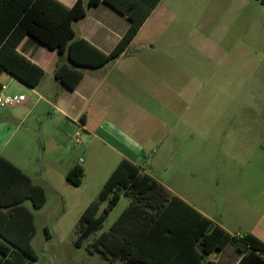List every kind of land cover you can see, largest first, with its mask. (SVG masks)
I'll list each match as a JSON object with an SVG mask.
<instances>
[{"label": "crops", "instance_id": "0c3cea01", "mask_svg": "<svg viewBox=\"0 0 264 264\" xmlns=\"http://www.w3.org/2000/svg\"><path fill=\"white\" fill-rule=\"evenodd\" d=\"M57 1L72 7L77 0ZM4 22L0 21L2 30ZM262 22L264 5L259 0H159L126 51L100 68L85 69L74 89L62 85L55 77L58 52L26 35L17 50L42 67L45 74L36 87H30L5 70L0 74L3 86L0 94L24 95L26 99L18 106L0 107V156L17 165L34 183V174L45 180L46 175H56L58 166L67 176L72 168L81 165L71 161L68 154L59 157L58 152L64 148L69 133H74L75 126H79L87 150L95 143L108 150V157L102 163L104 181L126 159L176 195L162 180L150 174V149L155 143H165L159 129L150 125V86L155 82L165 84L156 71L165 72L176 65L180 72L176 78L179 83L196 86L203 79L217 82L220 80L217 72L223 66L233 70L236 62L251 64L256 60L254 56H258V52L251 47L250 25L258 23L260 27ZM172 23H179L176 29L168 28ZM213 23L222 24L217 27ZM129 26L128 15L103 0L88 7L86 16L73 23L78 38L106 54L116 47ZM257 36L261 42L264 30L258 28ZM221 52L227 54L226 62L221 60ZM208 71L212 75L204 77ZM45 162L54 168L42 170ZM81 168L84 178L88 168ZM26 202L24 205L34 214L36 225V215ZM193 207L231 235L252 233L264 242L261 227L252 229L238 224L230 228ZM242 257L243 254L228 243L222 250L211 253L207 261L238 264ZM26 260L36 264L38 258ZM115 262L124 264L121 260L111 263Z\"/></svg>", "mask_w": 264, "mask_h": 264}, {"label": "rangeland", "instance_id": "374dc122", "mask_svg": "<svg viewBox=\"0 0 264 264\" xmlns=\"http://www.w3.org/2000/svg\"><path fill=\"white\" fill-rule=\"evenodd\" d=\"M178 24L168 28L176 29ZM258 28L264 30V22L260 27L251 23L250 43L258 52L251 64L239 61L233 70L223 66L217 72L219 81L203 79L196 86L179 83L175 65L165 72L156 71L165 84L150 86V125L165 140L150 149V174L230 228L243 224L264 229V39L260 42ZM219 56L227 61L226 53ZM206 74L209 77L212 72ZM82 135L75 126L58 152L59 157L68 154L71 161L88 168L81 185L71 184L60 172L61 166L45 180L33 175L47 196L38 211L31 201L26 202L36 215V264H121L111 263L99 253L90 254L89 248L129 206L128 196L122 195L101 228L86 237L81 248L75 244L81 215L98 200L106 183L102 163L108 157V150L96 143L87 150ZM50 168L54 167L46 162L42 166V170ZM107 204H100L98 215Z\"/></svg>", "mask_w": 264, "mask_h": 264}, {"label": "trees", "instance_id": "16d2710c", "mask_svg": "<svg viewBox=\"0 0 264 264\" xmlns=\"http://www.w3.org/2000/svg\"><path fill=\"white\" fill-rule=\"evenodd\" d=\"M101 0H77L67 7L57 0H0V74L3 70L20 81L36 87L44 69L17 50L26 35L60 55L56 79L74 89L85 69H96L115 61L128 48L159 0H103L127 14L130 26L108 54L90 42L78 38L73 23L86 16L88 7ZM264 5V0H259ZM0 28V31H3ZM63 58L66 60L64 61ZM3 86L0 83V92ZM84 172L75 166L67 180L81 185ZM122 195L129 206L107 232L91 243L90 252H99L107 260L124 264H214L208 256L232 243L243 254L238 264H264V242L252 233L231 235L184 199L172 195L160 182L129 160H122L102 188L99 198L90 203L80 218L76 246L101 228ZM34 209L43 208L46 191L11 162L0 156V264H29L37 260L32 245L36 234ZM108 201L98 215L100 204Z\"/></svg>", "mask_w": 264, "mask_h": 264}, {"label": "built area", "instance_id": "2783aa9c", "mask_svg": "<svg viewBox=\"0 0 264 264\" xmlns=\"http://www.w3.org/2000/svg\"><path fill=\"white\" fill-rule=\"evenodd\" d=\"M25 96L19 95V96H11V95H2L0 94V107L2 108H8V107H14L21 105L25 102ZM76 136L79 137L80 133L77 132ZM237 236H241L240 234H237Z\"/></svg>", "mask_w": 264, "mask_h": 264}]
</instances>
